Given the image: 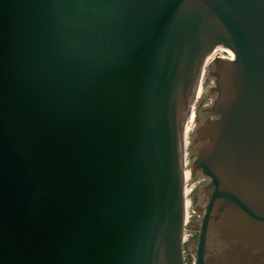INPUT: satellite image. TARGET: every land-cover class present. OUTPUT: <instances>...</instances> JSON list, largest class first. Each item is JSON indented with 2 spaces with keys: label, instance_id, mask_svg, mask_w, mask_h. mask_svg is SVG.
Wrapping results in <instances>:
<instances>
[{
  "label": "water",
  "instance_id": "obj_1",
  "mask_svg": "<svg viewBox=\"0 0 264 264\" xmlns=\"http://www.w3.org/2000/svg\"><path fill=\"white\" fill-rule=\"evenodd\" d=\"M0 264H264V0H0Z\"/></svg>",
  "mask_w": 264,
  "mask_h": 264
},
{
  "label": "built area",
  "instance_id": "obj_2",
  "mask_svg": "<svg viewBox=\"0 0 264 264\" xmlns=\"http://www.w3.org/2000/svg\"><path fill=\"white\" fill-rule=\"evenodd\" d=\"M194 215H196V217L198 216V214L195 212L193 205L190 204L189 207L187 208V221H191L192 218L194 217ZM188 230H191L190 228L185 229V241L191 239V234L188 232Z\"/></svg>",
  "mask_w": 264,
  "mask_h": 264
},
{
  "label": "flooded vegetation",
  "instance_id": "obj_3",
  "mask_svg": "<svg viewBox=\"0 0 264 264\" xmlns=\"http://www.w3.org/2000/svg\"><path fill=\"white\" fill-rule=\"evenodd\" d=\"M194 217H196V215H194ZM191 231H194V232H197V229H191V230H188V232L191 234V238L195 237L196 234H193Z\"/></svg>",
  "mask_w": 264,
  "mask_h": 264
}]
</instances>
